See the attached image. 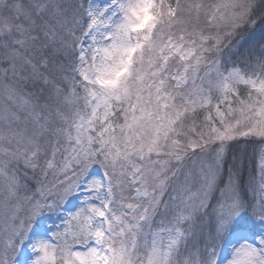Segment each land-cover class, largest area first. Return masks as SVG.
<instances>
[{"label": "snow or ice", "instance_id": "1", "mask_svg": "<svg viewBox=\"0 0 264 264\" xmlns=\"http://www.w3.org/2000/svg\"><path fill=\"white\" fill-rule=\"evenodd\" d=\"M0 98V264H264V0H0Z\"/></svg>", "mask_w": 264, "mask_h": 264}, {"label": "rangeland", "instance_id": "2", "mask_svg": "<svg viewBox=\"0 0 264 264\" xmlns=\"http://www.w3.org/2000/svg\"><path fill=\"white\" fill-rule=\"evenodd\" d=\"M4 101L2 98H0V105H3Z\"/></svg>", "mask_w": 264, "mask_h": 264}, {"label": "trees", "instance_id": "3", "mask_svg": "<svg viewBox=\"0 0 264 264\" xmlns=\"http://www.w3.org/2000/svg\"><path fill=\"white\" fill-rule=\"evenodd\" d=\"M249 159H251V158H249Z\"/></svg>", "mask_w": 264, "mask_h": 264}]
</instances>
